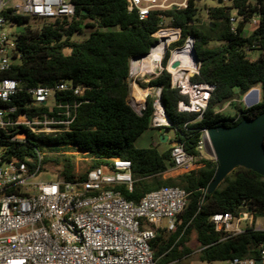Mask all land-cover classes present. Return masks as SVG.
I'll list each match as a JSON object with an SVG mask.
<instances>
[{"label":"trees","instance_id":"1","mask_svg":"<svg viewBox=\"0 0 264 264\" xmlns=\"http://www.w3.org/2000/svg\"><path fill=\"white\" fill-rule=\"evenodd\" d=\"M196 2L189 0L187 9L163 15L171 28L180 30L176 47H181L188 37L193 38L198 73L190 80L214 86L202 117L197 119L194 114L178 112L177 103L185 98L172 88L165 70L152 78L148 86L160 89V101L170 124L165 129L173 133L169 143L181 144L200 166L197 170L162 179V174L172 169L170 149L133 145L143 132L152 129L149 124L153 99H146L142 114L128 105L130 60L149 52L156 42L153 35L159 29V21L154 14L139 21L134 13L127 12L125 0H78L72 18L41 20L38 27L29 26L28 17L6 12L7 20L24 25L15 38L17 61L3 75L18 83L19 92L9 104L16 106V114L52 115L47 107H28L31 98L27 89L51 88L62 82L84 88L77 98L70 92L56 96L57 101L79 102L67 130L55 136L29 135L24 143H8L6 155L18 158L29 170H34L39 153L40 172L64 181L83 180L90 169L109 166L111 159L127 160L134 183L130 191L117 189L125 200L137 203L145 194L170 186L189 194L174 231L157 229L150 243L154 258L161 264H178L191 253L185 246L191 232L195 234L197 260L201 264H227L233 259L257 262L264 231L255 230L253 224L258 219L264 220V179L250 170L236 168L212 193H207L217 163L200 157L198 142L202 129L232 127L242 119H253L264 112V0H231L230 6L205 8L210 22L204 26L197 24ZM231 11L244 18L234 33L229 25ZM253 17L257 18L256 26L246 31ZM86 29L90 31L84 41L70 40ZM214 42L218 44L210 46ZM170 50L162 60L163 68ZM251 51L259 52L254 61L247 57ZM255 88H259L258 103L241 108L240 92ZM225 104L233 105L234 116L219 112ZM72 149L88 158L80 172L75 171L72 156L59 154ZM49 165L54 170H49ZM243 211L252 216V226L236 236H223L210 221L213 214L229 213L237 217Z\"/></svg>","mask_w":264,"mask_h":264},{"label":"built area","instance_id":"2","mask_svg":"<svg viewBox=\"0 0 264 264\" xmlns=\"http://www.w3.org/2000/svg\"><path fill=\"white\" fill-rule=\"evenodd\" d=\"M218 1L224 6L231 3V0ZM77 2L0 0V264H161L154 258L150 243L162 221H166L164 229L167 232L174 231L177 217L188 204L186 191L174 186L162 187L133 203L125 200L117 190L123 187L130 191L134 183L131 164L127 160L111 159L109 166L90 169L83 180L64 181L40 178L43 173L39 170L42 159L39 153L34 170H29L26 163L18 158L6 155L8 143H24L29 135L55 136L67 130L79 102L57 101L56 96L70 92L77 98L83 94L84 88L62 82L51 88L27 89L26 93L31 98L28 107H47L52 115L42 113L28 117L16 114V106L9 104L19 92L18 83L3 76L17 61L14 57L15 38L5 30L9 22L5 14L10 11L13 16L45 22L70 19L75 14ZM125 3L127 12L134 13L139 21L156 15L160 31L168 29L164 26L166 18L163 14L187 9L189 0H125ZM243 19V15H237L236 11L230 15L229 25L233 33ZM256 23L257 18L253 17L247 26L253 28ZM153 46L143 58L150 55ZM174 50L169 51L170 58L164 68L161 67L164 54L154 62L155 68L159 69L155 77L165 70L172 88L185 98V101L177 103L178 112L194 114L200 119L214 86L192 82L190 79L198 73V64L194 58L191 67L172 60ZM174 62L177 65L172 67ZM133 64L130 60L128 85L129 80L135 85L138 78L145 76L133 70ZM155 90L150 128H169L160 101V89ZM49 100H52L51 105L47 104ZM205 137L206 129H202L198 149ZM169 149L172 169L188 173L197 166L181 144L172 142ZM210 221L225 237L239 235L252 226V216L244 211L237 217L229 213L213 214ZM258 250L259 261L264 264V243ZM227 264L256 262L233 259Z\"/></svg>","mask_w":264,"mask_h":264},{"label":"rangeland","instance_id":"3","mask_svg":"<svg viewBox=\"0 0 264 264\" xmlns=\"http://www.w3.org/2000/svg\"><path fill=\"white\" fill-rule=\"evenodd\" d=\"M217 2H218V0H199V1L196 2V7L198 9L196 18L199 20L198 23H197L199 26H204V25L208 24V22H210L207 19L205 8L223 6L222 4L218 5ZM226 6H230V4H226ZM232 13H233V11H231V14ZM41 23H42L41 20L30 18V21L28 22V25L29 26H33V27H38V26L41 25ZM164 24H165L164 26L166 28H168V29L171 28L170 24H169V21L167 19L165 20ZM23 28H24V25H17L14 22H10L9 21L6 24L5 30L8 33H11V36L13 38H16V35ZM248 29H249V27L246 26L245 30L249 31L250 29L249 30ZM89 31H90L89 29H86L81 34H74L70 38V40L72 42H75V43H80V42L84 41L87 38ZM169 31L170 30H168L166 33H169ZM174 33L175 34L179 33L178 37L176 38V40H178L179 36H180V32L176 28H175V30H171V32L169 34H167V35L164 32H159L157 37L168 36V35L174 34ZM186 43H188L190 45V42L186 41ZM217 44H218V42H214L210 46H214V45H217ZM175 47H176L175 43L170 44L168 46V48L165 50L164 56L168 52V50L170 48H171V50H170V52H171L172 50L176 49ZM181 47H179V48H181ZM65 53H68V52L65 51ZM258 55H259L258 51H251V52L247 53V57L251 61L256 60ZM169 56H170V53H169ZM189 64L192 65L193 63H189ZM161 67H162V65H161ZM158 71H159V69L155 68L154 72L152 74L150 67L146 65L145 73L141 74V75H143V76L145 75V76H144V78H138L136 80V84H135L136 87L131 82V80H129V85H128L129 86V95H128V98H127V103H128V105L131 106V108L136 113L143 112V110L145 108V104H146V99L148 97H151L152 99H154L156 90H155L154 87L148 86V82L152 78L155 77V74L158 73ZM149 74H151V75L147 76ZM145 80H146V82H145ZM139 92L141 93L142 101L139 100V96H140ZM258 98H259V95H258ZM249 99H252V98L250 97ZM47 104L51 105L52 104V100H49L47 102ZM239 105H240L241 108H246L247 102H245L243 100V98L241 97V99L239 101ZM219 112H221L222 114L227 115V116H234V112L235 111H234V107H233L232 104H225L219 110ZM160 135L165 136L168 141L173 139V133L169 129H161V130L149 129V130L143 132L134 141L133 145H134L135 148H143V149L157 146L156 147L157 149L164 150V149L168 148L169 144L167 142L165 144H162L159 141V136ZM59 154H63V155H67V156H72L73 157L72 161H73V164L75 166V171L76 172H80L82 170V168L84 167V163L88 162V158L83 153L76 152L73 149L72 150H68L66 152H59ZM199 154H200V157L202 159H206V160L207 159H214L213 151H212L211 146H210V144H209V142H208L206 137L204 139V142H203L201 148L199 149ZM50 155H56V154L55 153H51ZM197 167L198 166H195L193 169H195V168L197 169ZM48 169L51 170V171L54 170V168H52L50 165L48 166ZM171 172H172L171 174L165 175L164 178H168V177L169 178H175L178 175H180V173H181L180 171L177 172L174 169ZM40 178H42L44 180L56 179V176L53 175V174L51 175V174L43 173L40 176ZM161 225H166V221H162ZM253 227L255 229H257V230H263L264 229V220L263 219H259V220L255 221V223L253 224ZM185 246L191 250V253L188 254L187 256H185L184 258H182L181 261L178 262V264H201L197 260V255H198L199 248H198V244H197L196 239H195V234L193 232H191L188 235V241L186 242Z\"/></svg>","mask_w":264,"mask_h":264},{"label":"water","instance_id":"4","mask_svg":"<svg viewBox=\"0 0 264 264\" xmlns=\"http://www.w3.org/2000/svg\"><path fill=\"white\" fill-rule=\"evenodd\" d=\"M217 4L220 5V1ZM187 39L191 42V53L198 64L193 49V38L188 37ZM146 55L133 57L132 63H137ZM176 65L177 63L174 62L172 67ZM251 95L254 97L249 99ZM240 96L247 102L246 108L256 105L259 101L257 89L242 91ZM206 136L217 163V169L207 188V193H212L236 168L250 170L264 179V112L253 119H242L232 127L221 125L209 128L206 130ZM166 140L165 136H159L161 143H165ZM256 264H261V262L258 260Z\"/></svg>","mask_w":264,"mask_h":264},{"label":"bare ground","instance_id":"5","mask_svg":"<svg viewBox=\"0 0 264 264\" xmlns=\"http://www.w3.org/2000/svg\"><path fill=\"white\" fill-rule=\"evenodd\" d=\"M168 30H170L169 31V33H170L171 30H175V29H163V30H160L158 32H164L167 35V34H169V33H166ZM158 32H156V33H158ZM155 34L153 35V37L157 40L153 46V49H152L150 55L146 58L141 59L137 63L135 62L133 64V70H137L141 74L145 73L146 65L150 67L151 72L153 71V69L156 66L154 62L160 60L161 56L164 54L165 50L167 49L168 44L175 41L179 35V33L178 34L174 33V34H170L168 36L156 37ZM172 60L181 61L182 64L185 63L186 65H188V67L193 66V64L192 65L189 64V63L194 62L192 54H191V50H190V45L185 42L181 48L174 50L172 52ZM139 95H140L139 100L142 101V97H141L140 92H139Z\"/></svg>","mask_w":264,"mask_h":264},{"label":"crops","instance_id":"6","mask_svg":"<svg viewBox=\"0 0 264 264\" xmlns=\"http://www.w3.org/2000/svg\"><path fill=\"white\" fill-rule=\"evenodd\" d=\"M249 29H251V28L249 27ZM249 29H248V30H249ZM134 86H135V85H134ZM255 89L258 90V95H259V88H255ZM250 97L253 98L254 96L251 95ZM166 142L169 144V146H168V148H169V147H170V143H169L168 140H166ZM166 142H165V143H166ZM165 143H162V144H165ZM171 143H172V142H171ZM156 147H157V146H156ZM197 166H198V167H197V169H198L200 166H199V165H197ZM197 169L195 168L194 170H197ZM172 170H173V169H170L169 171H167V172H165L164 174H162V179H167V178H164V176H165V175H169V174H171V173H172V172H171ZM174 170H175V169H174ZM176 171L178 172L179 170H176ZM180 172H181V171H180ZM181 174H184V173L181 172L180 175H181ZM168 178H169V177H168ZM258 220H259V219H258ZM256 221H257V220H256ZM164 228H165V225H161V223H160L159 226H157L156 230H157V229H164ZM263 230H264V229H263Z\"/></svg>","mask_w":264,"mask_h":264}]
</instances>
